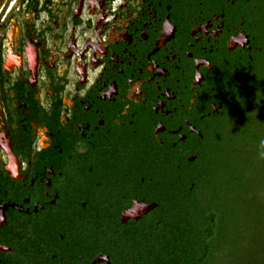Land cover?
Here are the masks:
<instances>
[{
    "label": "flooded vegetation",
    "instance_id": "af4514ba",
    "mask_svg": "<svg viewBox=\"0 0 264 264\" xmlns=\"http://www.w3.org/2000/svg\"><path fill=\"white\" fill-rule=\"evenodd\" d=\"M260 123L264 0H0V264L206 253Z\"/></svg>",
    "mask_w": 264,
    "mask_h": 264
},
{
    "label": "trees",
    "instance_id": "16d2710c",
    "mask_svg": "<svg viewBox=\"0 0 264 264\" xmlns=\"http://www.w3.org/2000/svg\"><path fill=\"white\" fill-rule=\"evenodd\" d=\"M254 126L252 131L243 126L232 133L228 178L234 183L236 197L231 204L233 211L223 216L217 211L208 227V235L212 229L216 231L211 233V244L215 241L216 247H209L204 253V246L198 248L190 242L185 261L169 264H264V124ZM243 143L250 145L249 149H244ZM224 205L227 207L228 203ZM223 239H228L227 246L221 243ZM198 252L207 258L194 260Z\"/></svg>",
    "mask_w": 264,
    "mask_h": 264
},
{
    "label": "water",
    "instance_id": "95a60500",
    "mask_svg": "<svg viewBox=\"0 0 264 264\" xmlns=\"http://www.w3.org/2000/svg\"><path fill=\"white\" fill-rule=\"evenodd\" d=\"M234 183L231 181V178H228V180L227 181H225L224 183H222V188L225 190V189H229L228 190V207H229V205H230V203H231V201H232V197H234L235 196V193L233 192V191H235V190H233V187H234V185H233Z\"/></svg>",
    "mask_w": 264,
    "mask_h": 264
},
{
    "label": "rangeland",
    "instance_id": "374dc122",
    "mask_svg": "<svg viewBox=\"0 0 264 264\" xmlns=\"http://www.w3.org/2000/svg\"><path fill=\"white\" fill-rule=\"evenodd\" d=\"M235 197H236V196H234L233 201H231V203H230V205H229V207H228V211H229V210H232V211H233V208L231 207V204L235 201ZM261 197H263V199H264V195H262Z\"/></svg>",
    "mask_w": 264,
    "mask_h": 264
}]
</instances>
